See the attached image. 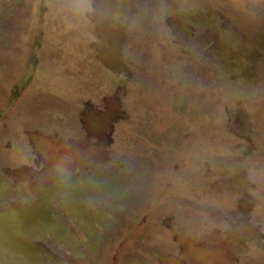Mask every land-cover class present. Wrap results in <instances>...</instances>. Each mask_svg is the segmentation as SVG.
<instances>
[{"label":"rangeland","instance_id":"obj_1","mask_svg":"<svg viewBox=\"0 0 264 264\" xmlns=\"http://www.w3.org/2000/svg\"><path fill=\"white\" fill-rule=\"evenodd\" d=\"M0 264H264V0H0Z\"/></svg>","mask_w":264,"mask_h":264}]
</instances>
